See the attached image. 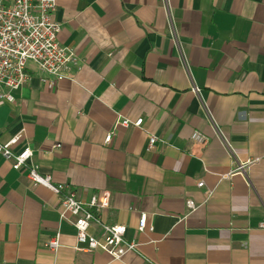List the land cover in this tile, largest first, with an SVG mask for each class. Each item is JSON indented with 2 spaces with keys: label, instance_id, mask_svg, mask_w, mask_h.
Masks as SVG:
<instances>
[{
  "label": "crops",
  "instance_id": "1",
  "mask_svg": "<svg viewBox=\"0 0 264 264\" xmlns=\"http://www.w3.org/2000/svg\"><path fill=\"white\" fill-rule=\"evenodd\" d=\"M53 18L77 64L54 83L28 64L0 99V142L24 129L13 148L52 182L83 199L109 190L102 219L138 245L121 260L75 250L58 197L0 155V262L264 264V0H57ZM249 157L246 176L227 175ZM142 213L152 231H138Z\"/></svg>",
  "mask_w": 264,
  "mask_h": 264
},
{
  "label": "built area",
  "instance_id": "2",
  "mask_svg": "<svg viewBox=\"0 0 264 264\" xmlns=\"http://www.w3.org/2000/svg\"><path fill=\"white\" fill-rule=\"evenodd\" d=\"M56 5L57 0H0V99L14 100L13 91L30 77L29 63L34 64L44 74L43 81L54 83L71 77V67L77 64V57L72 47L58 40L61 24L53 18ZM193 90L199 91L197 87ZM116 123L140 127L143 118L131 120L120 117ZM23 130L7 141L0 142V155L9 160L14 169H27V175L33 184L46 186L58 197L60 221H68L76 230L74 249L83 252L100 249L115 260H121L125 253L135 251L138 243L135 239L129 240L125 237L124 224L106 222L102 219L103 209L110 206V191L103 190L100 194L93 192L87 199H83L68 183L52 182L51 176L41 173L38 165L32 161L33 151L28 145L19 150L13 148ZM215 130L223 145L230 149L229 141L220 135L216 126ZM113 134V131L108 132L104 142L110 143ZM191 137L199 143H206L209 139L207 135L197 130ZM155 143L156 137L151 135L147 149H152ZM259 159L260 157H249L236 161L227 175L239 173L246 176L247 168ZM197 185L202 187L204 183L198 181ZM187 206L194 209L197 204L189 199ZM137 229L139 232L154 229L153 225L147 223L146 214L140 215ZM60 245V232L57 230L49 239L47 246L56 251ZM0 264L19 263L2 261Z\"/></svg>",
  "mask_w": 264,
  "mask_h": 264
}]
</instances>
